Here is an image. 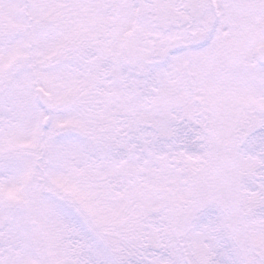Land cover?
I'll use <instances>...</instances> for the list:
<instances>
[{
	"label": "snow or ice",
	"instance_id": "6c2138e0",
	"mask_svg": "<svg viewBox=\"0 0 264 264\" xmlns=\"http://www.w3.org/2000/svg\"><path fill=\"white\" fill-rule=\"evenodd\" d=\"M0 264H264V0H0Z\"/></svg>",
	"mask_w": 264,
	"mask_h": 264
}]
</instances>
